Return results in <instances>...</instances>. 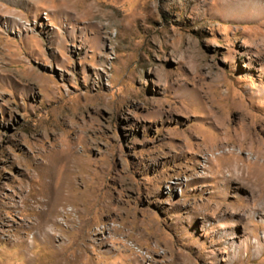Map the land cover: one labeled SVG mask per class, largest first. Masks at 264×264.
Returning a JSON list of instances; mask_svg holds the SVG:
<instances>
[{
	"label": "rangeland",
	"instance_id": "obj_1",
	"mask_svg": "<svg viewBox=\"0 0 264 264\" xmlns=\"http://www.w3.org/2000/svg\"><path fill=\"white\" fill-rule=\"evenodd\" d=\"M259 1L0 0V264H264Z\"/></svg>",
	"mask_w": 264,
	"mask_h": 264
},
{
	"label": "bare ground",
	"instance_id": "obj_2",
	"mask_svg": "<svg viewBox=\"0 0 264 264\" xmlns=\"http://www.w3.org/2000/svg\"><path fill=\"white\" fill-rule=\"evenodd\" d=\"M263 1L260 0L259 2H263ZM261 26L264 27V23ZM255 37H256L255 41L257 43H259L261 45V47H264V31H257L256 30ZM230 143L231 142L228 140L227 135H224V136H222V138L220 139V142L218 144V146L222 147L223 152H224L223 154L227 153V154H229L231 156V159H229L228 162L224 164L225 165V169H226L227 174H228V177L231 178V179L239 181L244 186H245L244 181H247V182H249L248 184H251V186H254V185H252L253 184L252 183V172H251V169L249 167H250L251 163H255V164H258V165H261V166L264 165V147L263 148H259V145H262V142L261 141L259 142V140H256L252 134L251 135L250 134H239L236 137V142L234 144H232V147H231ZM255 144H256V148H254ZM229 147H231V148L227 149ZM237 148H240V150H242V151H243V149H245L247 151V155L242 157V159L239 158L240 155H242V152H240V153L238 152L237 153ZM257 148H258V150H257ZM257 174L261 176V172L259 170H256V173H254L253 176H255ZM263 174H264V172H262V175ZM55 191H56V189H55ZM63 193H64V191H62V194ZM55 196H57V195H55ZM59 197L60 196H58V198ZM56 199H57V197H56ZM69 211L71 212L72 209H70Z\"/></svg>",
	"mask_w": 264,
	"mask_h": 264
}]
</instances>
